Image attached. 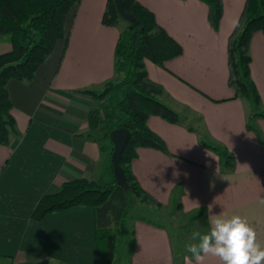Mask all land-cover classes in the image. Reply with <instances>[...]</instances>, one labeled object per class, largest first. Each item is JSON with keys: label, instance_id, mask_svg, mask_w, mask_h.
<instances>
[{"label": "crops", "instance_id": "crops-1", "mask_svg": "<svg viewBox=\"0 0 264 264\" xmlns=\"http://www.w3.org/2000/svg\"><path fill=\"white\" fill-rule=\"evenodd\" d=\"M139 1L183 47L164 66L145 61L150 78L165 89L164 102L189 121L202 117L210 139L225 146L236 165L225 169L197 132L153 115L148 125L170 153L140 147L132 163L135 175L165 208L187 216L205 212L208 230L215 215L246 216L264 246V146L259 139L264 138V118L255 122L259 135L250 131V105L234 98L229 85V37L247 0H223L219 29L200 0ZM107 4L80 0L68 15V39L57 42L34 79L7 83L17 130L8 145L0 142V264H101L94 208L77 206L40 221L32 214L44 195L58 192L68 181L105 184L115 179L114 144H105V132L91 126L92 111L105 104L79 93L102 90L116 75L121 29L103 24ZM250 48L252 78L264 107L263 31L254 33ZM12 49L9 40L0 41V54ZM162 225L135 221L131 264H175L172 235ZM183 263L198 264L190 253ZM203 264L220 262L208 256Z\"/></svg>", "mask_w": 264, "mask_h": 264}, {"label": "trees", "instance_id": "trees-1", "mask_svg": "<svg viewBox=\"0 0 264 264\" xmlns=\"http://www.w3.org/2000/svg\"><path fill=\"white\" fill-rule=\"evenodd\" d=\"M80 0H0V41L9 40L13 49L0 54V142L8 145L10 134L17 130L11 114L13 103L7 89L10 79L32 81L39 67L53 53L60 40L68 39V15ZM125 10L138 23L127 21L119 13L116 0H108L103 24L119 27L120 37L115 51L116 75L102 90L87 89L79 93L102 101L105 105L91 113L92 129H100L110 139L111 133L127 128L131 137L121 158L125 185L114 179L99 184L86 178L64 183L58 192L44 195L37 204L32 218L44 219L51 213L73 207H92L97 216V242L101 252V264H116L119 254L129 247V257L134 254L136 220L160 223L136 214V203L150 210L162 211L165 206L146 191L135 175L132 163L140 147L159 149L170 153L165 140L148 125V119L160 116L174 124H183L200 135L201 144L216 152L224 168H235V156L223 145L212 141L203 126V118L189 121L164 102V87L152 80L146 69V60L164 66L166 61L183 53L182 45L158 22L153 11L139 0H124ZM209 7V20L219 29L224 13L223 0H200ZM264 32V0H247L244 11L229 37V85L236 99L250 105L247 128L260 134L256 126L258 118H264L260 91L252 78L251 40L255 32ZM264 146L263 136H259ZM114 169V165L112 163ZM181 209V204L178 210ZM205 212L193 215L200 219ZM208 231V229H207ZM180 246V247H179ZM174 247L175 264H184L183 246ZM182 251V252H181Z\"/></svg>", "mask_w": 264, "mask_h": 264}, {"label": "clouds", "instance_id": "clouds-1", "mask_svg": "<svg viewBox=\"0 0 264 264\" xmlns=\"http://www.w3.org/2000/svg\"><path fill=\"white\" fill-rule=\"evenodd\" d=\"M190 239L186 251L198 264L208 256L217 258L220 264H264V246L246 216L215 215L207 232L194 231Z\"/></svg>", "mask_w": 264, "mask_h": 264}, {"label": "rangeland", "instance_id": "rangeland-1", "mask_svg": "<svg viewBox=\"0 0 264 264\" xmlns=\"http://www.w3.org/2000/svg\"><path fill=\"white\" fill-rule=\"evenodd\" d=\"M126 24L127 20L124 19L122 21V26ZM110 142L111 139L104 141L105 144ZM113 176H115V174ZM135 210V213L142 217L167 225L172 235L174 247L179 248V245H181L185 252H187L186 245L192 242L190 237L194 231H200L201 233L207 232V226L203 223L202 218L197 220L192 218L193 215L199 214L197 211L187 216L182 214V212H177V210L172 211L169 208H165L162 211L150 210L147 206L139 202L136 203ZM128 250L129 247L125 246V251L119 254L116 264H131V256L129 257Z\"/></svg>", "mask_w": 264, "mask_h": 264}, {"label": "water", "instance_id": "water-1", "mask_svg": "<svg viewBox=\"0 0 264 264\" xmlns=\"http://www.w3.org/2000/svg\"><path fill=\"white\" fill-rule=\"evenodd\" d=\"M116 4L120 15L127 21L138 23V20L130 13L125 10V1L116 0ZM131 137V132L127 128H119L111 133V141L114 144V151L112 154V163L114 165L115 179L119 185H125L126 178L124 171L121 168L120 162L123 152L128 144ZM39 264H48L47 262H41Z\"/></svg>", "mask_w": 264, "mask_h": 264}]
</instances>
